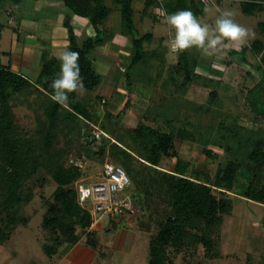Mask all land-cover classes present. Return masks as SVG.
<instances>
[{
  "label": "rangeland",
  "instance_id": "374dc122",
  "mask_svg": "<svg viewBox=\"0 0 264 264\" xmlns=\"http://www.w3.org/2000/svg\"><path fill=\"white\" fill-rule=\"evenodd\" d=\"M107 1L110 7L116 9L114 0ZM163 1L159 0V7L148 9V14L144 0H136L135 21L141 35L152 32L157 22L166 20L167 16L161 6ZM167 1L173 6V11L170 12L169 9V14L186 10H177L178 0ZM184 1L200 23L209 25L210 30L215 26L217 17L223 12H231L232 19L249 30L247 42L237 48L235 43L229 45L230 42L225 40L228 49L223 54L209 55L195 46L183 50L191 57L193 72L190 82L185 84V77L177 75L175 67L180 61L181 52L171 51L170 38L174 37L175 31L167 24L158 25L154 33L156 36L162 35L165 41L152 39L146 42L145 60L132 69L131 55L126 57L117 54L111 58L99 55V58L108 59V64H113L111 73L106 80L101 77L100 85L94 91H84L82 94L78 91V100L88 107L92 121L87 123L84 120L72 122L61 119L54 131L55 140L50 155L66 167L82 164L83 175L71 186L75 190L80 184L97 181L103 164L108 161L116 162L114 153L118 150L115 146L134 154L133 158L127 160L129 167L136 170V173H143L135 181V186L146 192L151 211H143L135 200L139 211L128 217L132 218L129 222L132 229L125 228L136 235L135 241H130L127 245L135 246L132 247L134 254L126 255L125 252L130 251L126 248L122 254L116 252L113 257L116 264H150V242L159 232L160 223L167 219L172 210L173 200L167 194L171 181L165 175L172 173L178 160L186 164L189 176L212 184L217 173L231 162L248 166L249 150L258 138L264 136V118L256 112L250 93L257 85H261L260 97L264 102V0H212L208 6L203 5L202 0ZM31 2L32 0H7L2 10L7 9L9 12L15 6L17 13L34 12L30 10L31 7L26 8ZM253 4H257L258 8H254ZM59 6L62 7L63 4L59 3ZM152 12L155 19L150 17ZM162 12L165 16L159 15ZM38 14L41 15L42 12ZM119 19L120 12L114 10L106 25L108 32L112 33L115 26L120 28ZM71 23L79 41L83 42L88 34L76 27L73 21ZM232 47L238 50L234 55L229 52L233 50ZM128 68L129 73H125ZM10 105L19 135L38 144L44 142L49 129L45 114L48 97L40 86L33 85L12 94ZM142 125L174 137V150L170 156L163 157L158 170L146 168L138 161L145 156L137 134ZM246 137L253 139L251 144L245 143ZM101 148L106 149L103 155H100ZM204 149L211 150L214 159L205 156ZM239 182L238 184L237 181L233 193H230L232 213L225 216L220 229V257H208L202 245L182 250L169 247L166 250V264H264L262 226L249 229L247 237L251 236V239L247 252L240 246V224H244L243 221L248 220L253 213L252 209L256 208L238 200V194L249 184L243 177ZM57 188L48 171L39 169L24 184L25 196L30 201L0 215V223L5 220L6 224H12L11 216L14 215L17 216L16 220L27 221L14 228L12 237L15 238L4 247L9 250L11 246H15L19 260L22 261L30 254L40 256L42 247L39 243L43 245L44 251L46 246L51 245L50 239L54 234L44 228V220L48 202L54 201ZM214 195L222 197L218 190L214 191ZM8 215L11 216L7 219ZM113 220L116 219L105 218L91 229L78 227L79 242H87L88 237L95 234L93 246L100 248L102 238L117 234L110 225ZM6 224L2 225V229L8 233ZM102 251L100 249V256L105 255ZM108 261L113 262L112 259Z\"/></svg>",
  "mask_w": 264,
  "mask_h": 264
},
{
  "label": "trees",
  "instance_id": "16d2710c",
  "mask_svg": "<svg viewBox=\"0 0 264 264\" xmlns=\"http://www.w3.org/2000/svg\"><path fill=\"white\" fill-rule=\"evenodd\" d=\"M6 1L0 0V8ZM32 1L33 3L39 1L62 3L75 16L88 20L94 28L95 36H88L80 42L75 27L71 23L72 17L68 15L64 20V27L69 33L68 48L80 54V73L87 92L94 91L101 82V76L94 68L91 54L98 47L113 39L114 33L108 32L106 25L114 10H118L121 15L122 35L132 39L130 69L145 60L144 44L153 39V34L141 35L136 26L134 8L136 0H114L116 9L110 7L107 0ZM178 1L176 8H184L185 1ZM144 3L146 13L148 9L157 8L160 5L158 0H144ZM163 3L168 13L169 9L170 12L173 11V6L169 1L164 0ZM253 7L258 8V5L253 4ZM229 52L231 55L235 53V51ZM44 57L45 61L36 83L30 82L9 68L0 66V215L9 213L23 203H28L30 198L25 196L24 184L39 169L47 170L58 186L54 201L48 202L47 216L44 220V228L54 234V237L50 239L51 245L45 247L46 253L52 255L64 245L77 244L79 242L77 228L87 229L92 223L91 215L78 202V189L71 188L83 175L82 168L66 167L50 155V149L55 140L54 131L61 119L72 122L84 120L88 123L92 121V116L88 107L79 102L78 91L69 94L67 106H61L51 98L50 94L53 91L51 85L60 71V61L52 56ZM190 58L188 52H181L180 61L175 66L176 74L185 77V84L190 82L193 73ZM127 71L129 73V68L125 73ZM36 84L48 97L45 114L49 121V129L41 144L34 140L24 139L19 135L10 105L12 94L19 93L33 85L37 86ZM260 87L261 85H257L250 93L256 112L264 118V102L261 101ZM137 134L145 153L144 157L139 158V163L146 168L158 170L163 157L170 156L171 151L174 150V137L147 125L139 127ZM252 140L249 137L245 139V143L251 144ZM114 148L118 150L114 153L115 164L123 167L132 180L131 192L134 199L143 211H151L146 192L135 186V181L137 182L138 177L143 173L133 171L127 162L128 159L133 158L134 154L121 150L117 146ZM104 153L106 149L101 148L100 155ZM203 153L208 158L214 159L211 150L204 149ZM248 153V166L243 167L238 162H231L217 173L212 184L189 176L186 164L178 160L172 173L165 175L171 181L167 194L170 200H173L172 210L167 219L160 223L159 232L150 242V264H166V250L169 247L182 250L202 245L208 257L212 259L220 257L219 233L224 217L230 215L233 210L230 193L235 190L237 181L239 184L242 177L249 181V184L241 190V194H238L239 196L264 205V136L256 140ZM215 190L221 192V198L214 195ZM9 216L11 215H8L7 219ZM15 217L17 216H11L12 224H6L5 220L0 223V245L11 239L15 227L26 224V220L19 221ZM3 224H6L8 233L2 229Z\"/></svg>",
  "mask_w": 264,
  "mask_h": 264
},
{
  "label": "crops",
  "instance_id": "0c3cea01",
  "mask_svg": "<svg viewBox=\"0 0 264 264\" xmlns=\"http://www.w3.org/2000/svg\"><path fill=\"white\" fill-rule=\"evenodd\" d=\"M58 4L59 3L53 1H39L35 3L32 1L26 8L31 7L30 10H33L36 14L29 11L17 13L18 10L16 11L15 6H12L9 12L6 11L7 9L3 11L2 7L0 8V66L9 68L13 72L24 76L30 82L36 83L40 77L41 68L45 61L44 56L57 58L66 48L69 47V33L64 27V20L68 15L72 17V21L75 23L74 25L79 27L84 33L88 34L87 36H95L94 28L88 20L75 16L64 5L58 7ZM161 6L167 16L169 13L167 12L164 3H162ZM179 8L177 10H179ZM184 8L191 10L186 6ZM37 11L42 12V14L39 15ZM152 13L153 14H151L150 17H156L154 12ZM165 14L162 12L159 15L165 16ZM119 20L120 28H116L115 26L113 39L108 41L101 49L98 48L91 54L94 68L102 77V80H106L109 76L113 64H108L109 60L99 58V55L108 56L110 58L113 56L115 57L117 54L130 57L133 48L132 39L122 35L121 15ZM166 24L169 25L167 20H164V22H157L155 27ZM155 27L153 28V31L150 32L153 34V40L164 42L165 38L162 35H155ZM173 39L174 37L170 38L171 44ZM229 45L232 44L230 43ZM231 50L238 52V50L233 47ZM165 51L166 53H169L168 50ZM171 51L172 53H178L174 51L172 47ZM97 54L98 57L96 56ZM238 200L242 201L244 204L247 203L252 205L253 208H256L258 211L256 213V210L252 209L251 212L253 213H251L249 219L245 218L248 220L243 221L244 224H240V240L242 239L240 246L244 248L243 251L247 252L249 249V241L251 239V236L247 237L249 229L260 228L261 226L264 228V205L239 195ZM131 219L132 218H121L113 220L110 225H112L113 230H115L117 234L109 237L106 236L104 239L102 238L100 248H95L93 246V239L95 238L94 234L88 237L87 242L82 241L75 245H64L54 254L48 255L44 251L43 245L39 243L37 237H35L36 242L42 247V254L40 256H38V254L27 255L22 261L19 260L18 254L16 250H14L15 246H11V249L9 250L4 249V247L7 246V243H11L13 237L15 238V236H13L8 242L0 245V264H116L117 262L114 261L115 259L113 258L115 257L116 252L122 254L124 248H126L130 250L125 252L126 255L134 254L132 247L135 246L127 245H129L128 243H130V241L132 243L135 241L136 235L134 236L132 232L125 229H132L129 225ZM256 234L259 236L258 233ZM100 249L103 250L102 253L105 254L104 256H100ZM31 253H33V251H31ZM111 259L113 262L108 263V260Z\"/></svg>",
  "mask_w": 264,
  "mask_h": 264
},
{
  "label": "clouds",
  "instance_id": "9594fccd",
  "mask_svg": "<svg viewBox=\"0 0 264 264\" xmlns=\"http://www.w3.org/2000/svg\"><path fill=\"white\" fill-rule=\"evenodd\" d=\"M167 23L175 30L171 47L176 52H182L191 47L203 49L209 55L223 54L228 49V42L235 43L237 48L246 43L249 30L232 19L231 12H223L215 20L211 28L201 24L191 10H180L166 17ZM218 33V34H217ZM254 36L255 34L252 33ZM79 52L66 48L57 59L60 61V71L52 81L51 98L61 106H67L69 94L86 91L80 73Z\"/></svg>",
  "mask_w": 264,
  "mask_h": 264
},
{
  "label": "built area",
  "instance_id": "2783aa9c",
  "mask_svg": "<svg viewBox=\"0 0 264 264\" xmlns=\"http://www.w3.org/2000/svg\"><path fill=\"white\" fill-rule=\"evenodd\" d=\"M211 2L212 0H202L205 6ZM77 166L82 168V164ZM132 185V180L123 167L107 162L97 181L77 187L78 202L92 218L90 229L105 218L120 219L137 214L139 210L131 192Z\"/></svg>",
  "mask_w": 264,
  "mask_h": 264
}]
</instances>
